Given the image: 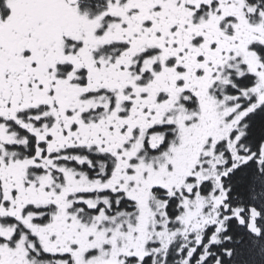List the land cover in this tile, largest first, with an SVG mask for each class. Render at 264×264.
Masks as SVG:
<instances>
[{
	"label": "snow or ice",
	"instance_id": "6c2138e0",
	"mask_svg": "<svg viewBox=\"0 0 264 264\" xmlns=\"http://www.w3.org/2000/svg\"><path fill=\"white\" fill-rule=\"evenodd\" d=\"M0 264H264V0H0Z\"/></svg>",
	"mask_w": 264,
	"mask_h": 264
}]
</instances>
